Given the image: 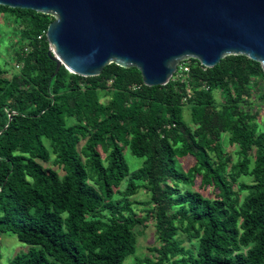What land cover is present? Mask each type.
Here are the masks:
<instances>
[{"label": "trees", "instance_id": "obj_1", "mask_svg": "<svg viewBox=\"0 0 264 264\" xmlns=\"http://www.w3.org/2000/svg\"><path fill=\"white\" fill-rule=\"evenodd\" d=\"M1 12L27 23L15 56L22 67H0V234L31 245L7 264H124L148 218L158 244L138 264H264V117L245 109L264 83L258 62L227 55L206 68L190 58L187 81L175 73L156 86L114 63L94 77L54 73L44 33L52 18ZM225 133L238 147L234 162ZM127 147L141 159L133 171ZM185 157L193 163L183 172ZM196 180L212 196L187 187ZM141 188L149 199H131Z\"/></svg>", "mask_w": 264, "mask_h": 264}, {"label": "water", "instance_id": "obj_2", "mask_svg": "<svg viewBox=\"0 0 264 264\" xmlns=\"http://www.w3.org/2000/svg\"><path fill=\"white\" fill-rule=\"evenodd\" d=\"M50 16L48 56L82 77L114 63L146 86L165 85L182 61L212 68L244 55L264 73V0H0Z\"/></svg>", "mask_w": 264, "mask_h": 264}, {"label": "rangeland", "instance_id": "obj_3", "mask_svg": "<svg viewBox=\"0 0 264 264\" xmlns=\"http://www.w3.org/2000/svg\"><path fill=\"white\" fill-rule=\"evenodd\" d=\"M21 20V19H20ZM27 26V23L24 21H13L12 16L7 12L0 13V67L7 69L8 73H13L14 71L20 69L21 63L16 62L15 56L16 51L21 50V31L23 28ZM255 82L262 80V78H253ZM260 79V80H259ZM254 91V90H253ZM104 91L100 92L102 96L101 101L107 102L110 99V95L104 94ZM216 101L221 102L224 99V95L221 91L215 90L214 91ZM262 95H264V83L259 87L256 91L252 93L250 98L251 104H247L245 109H249L251 112L259 113L261 119L264 117V99H262ZM183 115L184 118L189 121L190 113L187 107L183 108ZM74 118L69 120V123H73ZM191 126L193 124L191 123ZM227 133L222 134V147L223 151L230 156V160L234 162L236 160L235 151L237 150V145H230L227 142ZM45 145L50 149L48 140H44ZM124 156L125 159L131 169V171L138 168L141 164V159L137 158L136 156L132 155L129 151V148L124 149ZM193 163V159L191 157H185L178 159V168L186 172V170L191 166ZM44 166H49L58 170L57 166L54 165L52 162L45 163ZM239 181L249 182L250 178L248 176H241ZM124 186V183H123ZM237 185H235L236 188ZM193 190H199L206 196H212L209 189L207 190H200L198 188V180L195 181L194 184L187 185ZM123 188V187H122ZM244 192H240V198ZM134 201H146L149 199V195L145 189H139L135 195L131 197ZM134 210L138 214L145 215L146 213L142 211L143 206L134 203ZM137 236H136V251L133 255L128 256L124 264H138L136 260L142 259L144 256H150L151 252L148 250L149 247L157 245L158 241L156 239V232L154 221L151 218H148L143 226L136 227ZM140 231V232H139ZM184 236V235H182ZM185 245H188V242H184ZM31 248V245L23 243L18 240L17 236L13 233H1L0 234V263L7 264L12 257L17 254L27 252ZM143 264V263H140Z\"/></svg>", "mask_w": 264, "mask_h": 264}, {"label": "built area", "instance_id": "obj_4", "mask_svg": "<svg viewBox=\"0 0 264 264\" xmlns=\"http://www.w3.org/2000/svg\"><path fill=\"white\" fill-rule=\"evenodd\" d=\"M45 33V32H44ZM43 36V33L39 34L37 36L38 39H41ZM30 50V47H24V51L27 53L28 51ZM190 72V68L189 66L187 65V62L186 61H182L178 67H177V70H176V77L178 80L180 81H187L185 80L186 76L188 75V73ZM174 73V74H175ZM173 77V76H172ZM188 84V83H187ZM203 88L205 90L208 89V85H206L205 83L202 84Z\"/></svg>", "mask_w": 264, "mask_h": 264}]
</instances>
